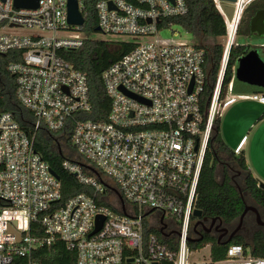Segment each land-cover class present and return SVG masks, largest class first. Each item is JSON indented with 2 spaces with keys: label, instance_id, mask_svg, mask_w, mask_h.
<instances>
[{
  "label": "built area",
  "instance_id": "obj_1",
  "mask_svg": "<svg viewBox=\"0 0 264 264\" xmlns=\"http://www.w3.org/2000/svg\"><path fill=\"white\" fill-rule=\"evenodd\" d=\"M254 1L231 3L229 20L226 2L214 0L226 22L225 50L202 109L206 49L160 37L174 25L160 27L163 19L188 13L187 0H77L83 26L69 23V0H39L37 8L0 0V54L14 53L7 69L16 78L18 101L35 120L31 135L0 106V264H45L43 250L55 245L73 251L75 264H192L190 256L199 251L189 244L198 221L193 213L216 119L237 100L264 103L263 93H234L233 79L221 96L241 18ZM92 14L105 38L136 44L102 74L111 100L103 121L78 117L92 109L88 77L61 54L83 46ZM69 122L79 157L65 159L63 167L92 191L58 205L61 182L35 138L42 126L61 132ZM235 153H242L241 144ZM207 247L209 258L199 264H264L242 244L230 245L218 261Z\"/></svg>",
  "mask_w": 264,
  "mask_h": 264
},
{
  "label": "trees",
  "instance_id": "obj_2",
  "mask_svg": "<svg viewBox=\"0 0 264 264\" xmlns=\"http://www.w3.org/2000/svg\"><path fill=\"white\" fill-rule=\"evenodd\" d=\"M189 11L183 16L163 19L160 27L169 24L179 25L196 37L198 46L207 51L209 80L206 85L201 106L205 108L206 100L213 91L224 54V45L221 42L207 44L208 38L221 39L226 35V22L223 14L216 6L214 0H187ZM264 9V0H255L244 12L238 34L242 32V26L246 27V34L250 35V21L258 10ZM85 31L90 36L83 46L77 50L62 51L75 68L84 72L88 77L90 86L92 109L88 113H82L80 119H92L96 121L107 120L111 109V100L105 90L102 74L114 62L129 53L136 44L130 39L109 40L98 38L97 20L95 15L87 18ZM254 49L249 44H236L231 48L222 86V97L233 79L238 61L248 52ZM14 60V53L0 54V106L11 111L22 126L31 134L35 132L33 124L34 116L30 110L21 105L16 97V78L7 67ZM21 61V57L15 59ZM264 117V116H263ZM73 123L69 122L65 130L56 132L45 126L36 132L35 145L45 160L56 172L61 182L62 197L58 205H63L70 198L81 192L91 193V187L80 182L78 178L63 167L65 159H78V152L72 144ZM215 138L211 140L206 151L204 164L200 174L196 208L201 210L203 217L210 220L217 219L222 227L234 229L240 222V217L246 207L243 192L249 193L253 200L264 206V189L259 186V180L251 173L243 152L236 155L235 151L228 149L220 136V117L215 122ZM222 152L229 155L227 163L222 162ZM222 164V165H221ZM221 165L222 179H219V166ZM234 175L243 176V184L236 183ZM241 190V191H240ZM4 202L0 199V205ZM196 219V218H194ZM197 227V226H196ZM243 228V226H242ZM242 228L228 243H218L217 238L207 235L199 242L190 241V247L200 250L207 244H211V257L214 261L226 257L227 250L232 244H242L251 251L254 256L264 257V229L254 227L250 231V237L243 234ZM199 229L193 228L192 233ZM159 234L156 229H150ZM160 235V234H159ZM48 257L45 264H75L76 255L63 245H55L52 249L43 250Z\"/></svg>",
  "mask_w": 264,
  "mask_h": 264
},
{
  "label": "water",
  "instance_id": "obj_3",
  "mask_svg": "<svg viewBox=\"0 0 264 264\" xmlns=\"http://www.w3.org/2000/svg\"><path fill=\"white\" fill-rule=\"evenodd\" d=\"M223 1L226 3L222 5V8L225 14L227 15L228 19L232 20L235 9L231 3L236 2V0H223ZM15 5L23 8H37L39 6V0H15ZM68 21L71 25L83 26L85 24V18L83 17L82 13L79 10L77 0H69ZM99 30L100 27H97V31ZM250 30H251V36H254V34L264 35V9L258 10L257 13L252 17L250 21ZM234 74H235L233 78L234 93H242V92L257 93L259 90H257L255 87L256 86L259 87L260 84L259 80L264 75V61L258 54V51L251 50L250 52H248L247 55L240 58ZM210 100H211V95L207 103L208 105L210 103ZM214 138L215 136H213V139ZM82 165L88 168L89 170H91L92 172H94L96 175H98L101 181L104 182L103 179L101 178V175L95 168L85 163H82ZM52 173L57 178H59L55 171L52 170ZM259 186L264 189L263 182H261ZM249 210L254 211L257 214L258 219L260 220L259 210L256 207H250L248 204H246V207L240 217L239 224L231 232L227 227H224L222 229L224 231V234L229 233V239L225 242H220L221 240L219 239L218 243H228L232 240V238L241 229L242 223ZM193 214L196 218H198L196 226H198L200 223H203L206 220L205 217L203 218V213L199 209H195ZM202 218L203 220H201ZM216 220L217 219H213L214 222H216ZM219 221L221 224L222 220L219 219ZM101 226H102V220L99 219L97 222V227L94 232L98 231L101 228ZM161 231H163V228L161 229ZM189 241H193V239L190 238Z\"/></svg>",
  "mask_w": 264,
  "mask_h": 264
},
{
  "label": "rangeland",
  "instance_id": "obj_4",
  "mask_svg": "<svg viewBox=\"0 0 264 264\" xmlns=\"http://www.w3.org/2000/svg\"><path fill=\"white\" fill-rule=\"evenodd\" d=\"M242 32H240L237 35L236 42L238 44H245V43H250L254 45V50L260 51V44L264 43V35H259L258 37H249L246 34V27L245 25L242 26ZM98 38H103V39H109L113 38L111 36H106V38L98 33L95 35ZM160 37L162 39H174L176 41H184V42H189V43H195L196 37L191 34L190 32L186 31L183 27L179 25H172L170 28H165L160 31ZM216 42H221L224 45V50H225V40L224 38L221 39H214V38H208L205 40V43L207 44H214ZM227 93V91H226ZM225 93V94H226ZM225 99L223 98L222 104ZM253 101V102H252ZM258 108V105L255 104L254 100H249V99H242L238 100V103L236 106L232 107L228 112H223L222 117H221V125H220V136L226 143V145L231 149L235 150L237 143L240 140L238 135L241 133V131H244L247 127L248 121L254 114L256 113V109ZM237 138V139H236ZM233 139H236V141H233ZM75 159V157H73ZM230 160L228 153L222 152V162H226ZM222 165V164H221ZM221 165L219 166V179H222V168ZM238 183L243 184V176L238 177ZM264 183V180L260 181ZM243 196L245 197L246 201L248 204H250L253 199L247 192H243ZM167 219L171 218L170 214H167ZM150 218L147 219L149 221ZM243 227H248V224L242 223ZM242 228V227H241ZM248 239V238H247ZM209 247L203 248L202 250L196 251V253H193L189 260L192 264H199L204 259L209 258Z\"/></svg>",
  "mask_w": 264,
  "mask_h": 264
},
{
  "label": "crops",
  "instance_id": "obj_5",
  "mask_svg": "<svg viewBox=\"0 0 264 264\" xmlns=\"http://www.w3.org/2000/svg\"><path fill=\"white\" fill-rule=\"evenodd\" d=\"M254 35L256 37L259 36L257 34H254ZM248 36L250 38L255 37V36H251V33ZM245 44L254 46L253 44H250V43H245ZM260 48L261 50L258 52V54L264 61V43L260 44ZM259 82H260L259 87L257 86L255 87L257 90H259L257 93L264 94V75L263 77L260 78ZM252 93L242 92V93H236V94H252ZM254 102L256 105H258V108L256 109V113L254 114V116H252L250 120L248 121V124L246 126L247 128L244 131H241V133L238 135L237 138H239L240 136V140L237 143L236 148L241 144L242 152L246 157L248 167L251 173L253 174V176L256 177L260 182L261 180L262 181L264 180V117H263L264 116V103H261L258 101H254ZM237 103H238V100L232 103L231 105H229L224 110V113L228 112L232 107L236 106ZM221 117L222 115L220 116V119ZM220 125H221V120H220ZM236 139H233V141H236ZM228 149L230 148L228 147Z\"/></svg>",
  "mask_w": 264,
  "mask_h": 264
},
{
  "label": "flooded vegetation",
  "instance_id": "obj_6",
  "mask_svg": "<svg viewBox=\"0 0 264 264\" xmlns=\"http://www.w3.org/2000/svg\"><path fill=\"white\" fill-rule=\"evenodd\" d=\"M224 163H227V161ZM237 179H238V175H234V180L236 181V183H238ZM245 202H246V204H248L246 199H245ZM248 205L250 207H256L259 210L260 220L258 219L257 214L254 211L249 210V212L247 213V215L244 219V223L248 224V227L242 228V231L244 232L243 234L247 238L250 237V231L254 227L264 229V206L257 204L254 200L251 201L250 204H248ZM203 218L201 220H203ZM198 226H199V229L195 233H192V236H191V238L195 242H199V241L203 240L207 235H211L213 237H216L217 241L220 239L221 240L220 242H225L229 239V233L224 234V231L222 230L224 227H222L220 225V223H216L213 220L206 218V220L203 223H200ZM197 227H195V229H197ZM229 230L231 232L233 229L229 228ZM210 246H211V244H210Z\"/></svg>",
  "mask_w": 264,
  "mask_h": 264
}]
</instances>
